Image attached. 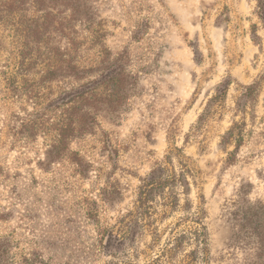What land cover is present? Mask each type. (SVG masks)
I'll list each match as a JSON object with an SVG mask.
<instances>
[{"label": "rangeland", "instance_id": "374dc122", "mask_svg": "<svg viewBox=\"0 0 264 264\" xmlns=\"http://www.w3.org/2000/svg\"><path fill=\"white\" fill-rule=\"evenodd\" d=\"M24 1L14 19L52 14L48 38L87 70L48 83L45 105L119 65L126 82L120 102L98 105L93 130L50 161L54 134H18L41 107L8 87L10 77L21 84L22 47L13 17L0 20V264H264L248 235L264 208L258 0H83L76 17ZM59 23L69 26L60 33ZM224 85L227 95L210 104ZM252 85L243 113L237 104ZM112 92L98 89L101 99ZM235 124L239 149L227 140ZM157 170L168 180L185 174L187 189L178 183L139 204Z\"/></svg>", "mask_w": 264, "mask_h": 264}, {"label": "trees", "instance_id": "16d2710c", "mask_svg": "<svg viewBox=\"0 0 264 264\" xmlns=\"http://www.w3.org/2000/svg\"><path fill=\"white\" fill-rule=\"evenodd\" d=\"M83 0H33L35 9L52 8L53 6H62L73 12V17L79 16L81 13ZM24 0H0V20L4 15L16 18L18 12L23 11ZM258 16L264 25V0H258ZM42 11V10H39ZM20 16V15H19ZM22 16V15H21ZM50 13H45L40 17L32 19H14L17 35L21 40L20 60L18 63V74L22 76L21 84H18L17 77L6 78L7 84L11 92L18 96L26 95L30 100L35 101L40 110L30 115L29 120L21 125L18 134L31 140L36 134H54V144L50 146L47 153L49 160H56L63 157L66 153L69 142L78 134H86L93 130L94 115L92 112L98 109V105L105 102L119 103L122 96L124 83L126 82L124 69L119 65L115 73L106 75L99 81H92L70 92H64L58 98L48 100L49 95L43 93V90L51 88L48 83L55 82L59 78L66 75H76L77 79L86 74L87 70H80L74 63V58L69 54H65L56 47L51 39L48 38L49 29L52 28V17ZM72 18V17H71ZM69 26V23H59L60 33ZM55 26L54 28H58ZM69 55V56H68ZM68 56V57H67ZM39 65L44 67V72L41 74L38 81H29L26 79L27 74ZM90 70V69H88ZM65 78V77H64ZM113 87V92L103 99L98 94V89L103 85ZM48 87V88H47ZM259 86L252 85L246 87L245 92L241 96L240 102L237 104L238 110L243 112L248 105H252L255 95L258 93ZM228 85L219 91V93L211 99L210 104L218 103L227 95ZM211 110H207V115ZM244 113V112H243ZM204 115V116H207ZM203 118V117H202ZM238 124L229 131L227 140L237 139V148L239 149L242 142V133L240 129L237 132ZM237 137V138H236ZM171 161L170 157H167ZM180 183L184 190L187 189V181L185 174L179 177L175 176L172 180L165 178L163 170H157L151 178L145 182V186L141 189L138 200L139 204L145 205L153 199V195L159 193L163 195L166 189L174 190ZM177 201H175V204ZM264 208L257 207L254 214L257 215V220L250 224L248 235L255 237L258 248L264 251ZM4 253L0 247V256Z\"/></svg>", "mask_w": 264, "mask_h": 264}]
</instances>
